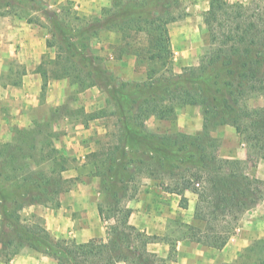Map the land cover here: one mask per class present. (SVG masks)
I'll return each mask as SVG.
<instances>
[{"label": "trees", "instance_id": "obj_1", "mask_svg": "<svg viewBox=\"0 0 264 264\" xmlns=\"http://www.w3.org/2000/svg\"><path fill=\"white\" fill-rule=\"evenodd\" d=\"M175 2L112 0L100 16L91 17V26L79 30L78 24L88 19L78 16L70 2L52 9L45 0H0V17H17L37 26H43L42 18L46 22V47L54 49L55 56L43 57L35 69L42 80L41 96L49 80H67L79 91L96 88L114 108L111 116L117 117L119 132L115 143L89 156L104 198L97 209L109 224L106 236L77 243L53 238L43 218L23 213L34 205L57 207L59 195L67 188L62 173L69 159L53 144L59 133L51 130L49 121L38 120L27 128L12 129L11 140L0 143V259L29 248L58 264H165L174 258L177 240L222 249L241 215L264 197V181L248 173L264 160V106H249L253 98L264 99V11L239 2L208 0L203 14L208 47L197 66L176 74L168 29L174 20L170 5ZM102 31L122 38L115 59L132 55L146 65L144 80L124 82L102 57L85 52L90 34L92 38ZM74 33L83 36L82 48ZM11 83L18 86L20 81ZM123 95L129 99L122 101ZM185 106L201 108L200 133L155 136L145 132L149 118L172 120L176 109ZM103 113L81 109L79 123L87 126ZM221 126H231L240 137L245 160L216 156L218 143L211 133ZM142 174L179 196L183 209L185 192L194 194L193 217L203 227L174 222V238H170L147 235L130 225L131 210L125 200L130 184ZM158 242L169 245L166 259L147 249ZM231 264H264V239L251 242Z\"/></svg>", "mask_w": 264, "mask_h": 264}, {"label": "crops", "instance_id": "obj_2", "mask_svg": "<svg viewBox=\"0 0 264 264\" xmlns=\"http://www.w3.org/2000/svg\"><path fill=\"white\" fill-rule=\"evenodd\" d=\"M65 1L72 3L78 16L89 17L100 16L102 8L109 6L112 0H45L49 7H57ZM207 8L208 6L204 11ZM116 35L120 38L118 44H122L121 36ZM169 35L175 71L180 72L182 67L195 65L185 59L190 37L180 36V48H175L177 43H174L170 30ZM47 38L46 29L28 24L24 19L0 17V143L11 140L14 127L27 128L33 120L41 121L49 117L48 109L61 105L67 92L76 90L67 80H49L43 100L40 99L42 80L35 69L48 53ZM52 58L54 57H50ZM13 60L21 61L25 70L18 86L11 81H3L5 74L11 73L9 61ZM135 62L134 56L126 55L114 60L108 67L120 76L119 69L122 70L127 64L133 66ZM93 128L98 133L105 132L96 127L95 123H89L88 126L81 123L69 125L68 120L64 119L60 123L51 124L52 131L61 132L53 141L54 147L67 158H72L67 170L62 173L63 179L69 184L59 195L57 207L34 205L26 208L23 213L43 218L45 228L53 238L67 237L77 243H84L92 238L106 236L108 223L101 220L97 209L102 200L100 180L94 175L95 167L89 160L95 149L86 144ZM199 130L201 126L195 132ZM185 133L193 134L190 131ZM221 150L225 152L222 153ZM216 154L227 159H246V149L242 143L239 146L230 145L229 151L221 147ZM248 173L264 181V160H259L255 167H250ZM137 187V191L125 203L131 210L129 224L141 232L174 238L173 229L171 230L174 222L203 227V223L193 217L196 204L194 194L185 192L187 207L183 209L179 206L180 197L163 190L159 180L143 179ZM237 227V233L220 250L187 240H177L174 258L165 264H231L251 242L264 238V199L241 215ZM147 249L162 259H166L169 253V245L164 242L151 243ZM0 264L58 263L51 257L23 248L8 260L0 259Z\"/></svg>", "mask_w": 264, "mask_h": 264}, {"label": "rangeland", "instance_id": "obj_3", "mask_svg": "<svg viewBox=\"0 0 264 264\" xmlns=\"http://www.w3.org/2000/svg\"><path fill=\"white\" fill-rule=\"evenodd\" d=\"M226 1L231 3L239 2L236 0H226ZM66 2L69 1H65L59 4L57 7L64 6ZM205 3H207V5H205ZM239 3L248 4L251 7H253V9L258 7L260 12L264 11V0H246L245 2L243 1ZM206 6H208V0H176L175 3L170 5V18L174 20L169 24L168 29L172 33V38L174 40V43L175 44L177 43L175 45V48H180V46L178 45V42L181 41L180 36L187 35L188 37H190L189 40L190 42L188 43V47H187L188 52L185 59L189 62H194L195 65H188L185 66L184 68L197 66L200 56L203 54L204 50L208 47V35H207L206 27L203 24V14L205 13L204 10ZM57 7H51V8L57 9ZM71 8L75 10L73 8V5H71ZM37 17L40 18V14H37ZM91 17H95V16L87 17L88 20L84 22L85 24L84 23L78 24L79 25L78 29L80 30V28L83 25L85 26V27L83 26L84 28H88L89 25L91 26ZM41 21L44 27L43 26H39V27L46 29L45 20L42 18ZM74 35H75L74 41L77 43V46L79 48H82L81 38L83 36L80 35L79 33H74ZM48 38H49V34H48ZM119 39L120 38H118L115 33H109L104 31L99 32L96 36L92 38L90 34L89 42L85 44L88 47L87 50H85V52L88 54L99 55L105 60V64L108 67L113 64L114 60H116L115 55L117 53V47L118 45H121L118 44V42L120 41ZM54 56H55V50L49 49L48 53L43 57L50 59V57H54ZM172 62H173V53H172ZM9 65L12 67V71L15 75H13V73L5 74V76L3 77V81L7 82V81L20 79L22 76V67H24L21 61L19 60L9 61ZM109 69L112 71L111 68ZM182 70L183 67L181 68L180 72L175 71V68H173V72L176 74H180ZM119 71H121L120 76L116 75L113 71L112 72L122 81L139 82L145 79L146 65L144 63L142 64L135 62L133 66L132 64L130 65L127 64L125 68H122V70L119 69ZM74 87L76 90H71L67 92V95L65 96V101L61 105H58L57 107L48 109L49 117L44 118L41 121L43 122L49 121L52 124V122L60 123L61 120L63 121L64 119H67L69 125L79 124V122H81V120L83 119L82 116L79 114V111L81 109H83L86 113H93V112L98 113L104 111L102 117L96 119L97 121L92 120L89 123L90 124L95 123L96 127L105 130V132L98 133L96 132L97 131L96 128H93L91 130V135L89 136V139L86 140L88 141V143L86 144L92 145L95 151H97L99 149L104 148L108 144L112 145L113 143H115L117 135H119L118 127L116 126L117 117L111 116L114 111V108L111 105L107 104V102H105L107 99L106 95L104 93L97 92L99 90H97L96 88L94 90H91V88H89L84 91H79L76 85H74ZM44 93L42 96L45 95ZM40 99L43 100V97ZM127 99L129 98L125 95L121 97L122 101ZM249 106L253 108L264 106V99L258 97L253 98L249 101ZM149 120H154L155 122ZM89 123L87 124V126L89 125ZM200 126L202 129L201 108L198 106H185L176 109L175 118L172 120H158L155 118H149L145 122V132L149 135L161 136L172 133L187 134L185 133V131L186 132L190 131L193 132V134H188V135H195L200 133L201 130L195 132L196 129L199 128ZM56 133L60 134L61 132H56ZM211 136L215 138L218 143L217 148L215 149V154L218 152V150L220 151L221 147L229 151L230 145L239 146V143H242L240 137L235 133L234 129L231 126H227L225 128L224 126L218 127L211 133ZM128 144L130 146L134 145L131 140L128 141ZM221 152L224 153L225 150H221ZM217 157L222 158L219 156ZM68 159L70 161L72 158H68ZM223 159H227V158H223ZM143 179H152V178L143 174L137 176L135 181L130 184V192L128 194L129 198H131V195H133L137 191L138 189L137 185H140ZM168 182L169 180L167 179L164 180L165 184H167ZM68 184L69 183H67V186ZM263 196H264V188H263ZM103 199L104 198L102 196L101 201H103ZM262 199H264V197ZM108 225L109 224L106 225V228L108 227ZM172 229L173 227H171V230ZM237 229L238 227L234 229L232 236L235 235V233H237L236 231ZM66 239L73 240L67 237Z\"/></svg>", "mask_w": 264, "mask_h": 264}]
</instances>
